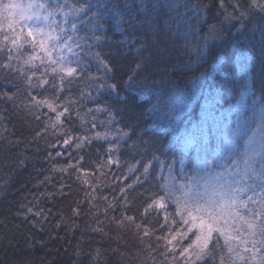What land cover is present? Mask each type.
<instances>
[{
  "label": "trees",
  "instance_id": "1",
  "mask_svg": "<svg viewBox=\"0 0 264 264\" xmlns=\"http://www.w3.org/2000/svg\"><path fill=\"white\" fill-rule=\"evenodd\" d=\"M84 2L67 0L68 4ZM86 2L95 5L97 0ZM234 2L224 0L221 8L219 0H110V8L119 4L139 21L135 25L111 21L114 30L97 32L104 38L96 44V54L112 68L111 72L98 70L104 75L100 80L120 86L119 95L107 87L89 90L79 80L65 92L52 88L40 92L57 111L69 109L63 119L72 140L70 146L61 147L62 155L56 152L59 146H54L61 139V128L53 123L56 113L29 97L30 91L32 96L38 94L39 90H30L28 84L39 83L35 77L40 68L33 69L36 62L21 58L22 38L18 42L15 31L5 34L3 28L8 23L0 18L1 37L12 39L7 49L0 46V264H137V259L134 262L129 256L127 243L151 240L153 244L163 241L158 237H171L169 226L173 230L180 226L179 215L170 216L169 224L161 228L164 212L146 218L140 213L146 197L161 189L168 196L167 213H175L179 187L172 181L183 180L166 170L161 173L156 166L127 199L121 196L120 188L132 184L143 172L141 166L133 175L138 161L147 162L157 146L169 144L168 134L155 123L156 117L163 116L169 123L182 111L181 122L200 119L204 97L191 102L194 83L199 89H214L215 78L222 101L217 107L235 106L238 101H252L257 106L264 103V14L253 9L246 27L236 34L235 21L228 18ZM241 2L247 6L248 0ZM104 19H109L107 13ZM80 20L86 21V16ZM121 28L126 29L130 45L120 43ZM28 39L30 44H38ZM238 56L246 58L242 62L247 72L238 70ZM136 63H143L144 69L135 89L129 90L124 84L126 73ZM93 73L89 71L90 77ZM48 79L56 83L55 78ZM54 95L58 99L52 100ZM63 96H68V103L63 104ZM185 100L189 103L182 108ZM101 106L107 111L95 110ZM242 115L247 118L245 112ZM232 119H236L235 114ZM120 129L135 135L131 140L120 138ZM133 142L136 147H132ZM117 144L119 151L111 156L118 163L109 165L107 149ZM76 168L90 174L89 184L75 175ZM124 175L130 177L126 182ZM61 184L65 185L62 190ZM93 188L98 189L97 204L91 198ZM37 212L41 214L35 215ZM127 216H135V222L127 221ZM172 219L178 223L171 225ZM145 224L148 235H144ZM147 253L144 264L151 262V252ZM207 264L214 261L209 259Z\"/></svg>",
  "mask_w": 264,
  "mask_h": 264
},
{
  "label": "snow or ice",
  "instance_id": "2",
  "mask_svg": "<svg viewBox=\"0 0 264 264\" xmlns=\"http://www.w3.org/2000/svg\"><path fill=\"white\" fill-rule=\"evenodd\" d=\"M110 0H97L95 5L84 3L68 4L67 0H47L45 2L29 3L27 7L14 3L0 2V18L8 20L9 30H14V25L19 24L21 31L27 28L25 39H36V33L41 36L49 37L50 39H58L59 37H51L50 32L44 31L48 29H58L59 33L67 37L65 47L71 52V41L74 39L67 36L69 28V16L79 21L81 16L88 17V22L93 23V32L107 33L113 29L111 21H115L117 25H135L139 23L133 17L115 4L112 8L109 7ZM220 7H224V0H219ZM234 11L228 14V18L235 21L233 27H236V34H239L245 27L246 19L250 18L253 9L264 14V0H248L247 6L241 0H235L232 5ZM93 7L96 11L93 12ZM65 9H68L67 11ZM27 13V14H25ZM104 13L108 14L109 19H104ZM127 16V18H125ZM38 22L35 27L28 22L33 20ZM55 18V19H54ZM237 25H239L237 27ZM0 24V28H2ZM70 30L78 31L77 24L72 23ZM121 41L120 43L131 44L132 41L127 38L126 29H120ZM97 40L104 37H95ZM264 38V32H262ZM8 39L7 36L4 37ZM76 40L80 38L75 37ZM15 43V40H13ZM41 49H44V40L39 41ZM81 45L76 44L79 48ZM46 51V50H45ZM49 61L52 64H59L60 67H53L51 74L53 78L60 77L59 83H50L44 76L48 75L47 71L43 72L40 77H35L39 80L38 84H28L30 90H39L36 96L29 92L30 100L37 105H47L52 112L56 113V121L62 123V117L69 113L68 107H63L62 111H57V107L53 106L51 100L47 97H40V92L47 91L52 88L54 92H62L65 83V76L68 82L72 78L79 75V68L72 67L71 60L61 56L59 60L53 61L51 53H47ZM97 59L105 68L106 71L111 72L110 63L101 59L99 53L96 54ZM246 59L238 56L237 62L240 65L239 71L247 72L246 63L242 61ZM43 63V61H41ZM65 65H68L65 67ZM144 69L143 63H136L134 68H130L127 75V80L124 84L127 89L134 90L135 82L142 76ZM32 77H29L31 80ZM212 84L215 85L213 89L211 86L205 89H199L197 84H193V95L191 102L204 97L201 104L200 119L198 121L185 120L181 122L183 112H178L172 119H170L168 127L164 129L166 133H171L170 142L168 145L157 146L152 152L151 159L147 162L138 161L133 171L140 172V167H143V172L135 176L132 184L125 183L124 187L120 188L121 196L127 199L130 191H133L137 185L141 183V178L145 175H150L153 169L158 166L159 171H167L168 174L175 175L178 180H187L190 175H194L202 170V166L209 169L216 167L214 162L209 161V157L213 161L221 154L227 153L225 160H231L230 163L224 165L223 172L216 173L218 177L223 178L224 183L218 185L210 196L205 195L191 201L190 205L186 203L181 206L176 204L175 213H167L168 203L167 194L163 193V189L157 193L146 197L144 201L143 210L140 213L141 218H146L152 213L159 214L164 212L165 225L169 224V217L180 216L179 227L173 228L169 226V234L171 239L167 237H158V239H166L169 246L175 247V244H180L182 240H191L190 233L195 236V240L187 244L186 247H181L179 257L186 261V264H192V253L195 254V264H207V260L212 259L214 264H264V108L259 110V116L245 118L242 115V104L240 101L235 106L229 105L227 108L217 107L221 105L222 101L219 99V83L213 78ZM99 88H104L101 84ZM119 87L117 84H109L107 88L110 92L119 95ZM58 99L53 96L52 100ZM189 101H182L181 107H186ZM96 111H107V109L98 107ZM91 111V110H89ZM235 114L236 119L232 116ZM110 115V119H111ZM255 124V126H253ZM235 125V126H234ZM55 126V125H54ZM95 127V125H93ZM120 138L126 137L131 140L135 132H124L122 129ZM40 133H37L39 136ZM99 136V134H97ZM107 135V133L105 134ZM246 137V139H244ZM244 139L243 150H238V141ZM87 142V138H85ZM146 144L150 142H144ZM65 145L70 146L68 139L64 140ZM175 145V147H171ZM80 145L77 144V148ZM119 144L114 148L109 147L108 163L109 165H116L117 160L111 156V152L119 151ZM132 147H136L133 142ZM147 151V149H146ZM171 153V155H169ZM59 155V153H58ZM163 157V159L161 158ZM83 157H81V160ZM64 171V169H61ZM130 179L129 176L124 175L123 181ZM119 181L120 178L117 177ZM61 190L65 185L61 184ZM159 187V186H158ZM31 212V209H28ZM78 214V209H74ZM37 212L35 215H40ZM127 221L134 223L135 216H127ZM176 219L171 220V225L177 224ZM226 226H231L236 235L229 238L228 233L224 230ZM140 227V225H137ZM241 228L244 233H241ZM144 235H148V226L144 225ZM259 236L257 240L255 237ZM221 238L225 241L221 245ZM235 243L236 247H232ZM252 247H247L248 244ZM227 249V258L223 254L224 249ZM171 250V249H169ZM220 253L217 260V253Z\"/></svg>",
  "mask_w": 264,
  "mask_h": 264
},
{
  "label": "rangeland",
  "instance_id": "3",
  "mask_svg": "<svg viewBox=\"0 0 264 264\" xmlns=\"http://www.w3.org/2000/svg\"><path fill=\"white\" fill-rule=\"evenodd\" d=\"M0 2L8 3L10 2V0H0ZM11 2L18 3L26 8L29 3H34V2L47 3V0H11ZM65 10L67 11L68 9H65ZM3 21L8 23L7 19L3 18ZM28 23L32 24L35 27V25L38 22L35 20V18H33V20L29 21ZM72 23L77 24L78 31L73 32L70 30V26ZM93 23L94 22H88V17H86V21H82V20L76 21L71 16H69V23L67 25V27L69 28V31L67 33V36H71L74 38L70 42L71 47H72L71 52L68 50L67 47H65V44L68 42L67 37L59 33L58 29H55V28L54 29H48V28L44 29V31L50 32L51 37H59L58 39H50L49 37L41 36L39 33H36L35 40L38 41V44H35V43L30 44L29 39L24 38L27 34L26 32L27 28H24L23 31H21L20 25L18 23L14 25V30H9L8 26L3 29H5V32H6L5 34H9L10 32L13 33V31L17 32L19 34V36L16 38L18 42L22 38V40L19 43V45L22 46V48L19 51V55L21 56V58L25 57V61L29 59L32 62H36L35 67L33 69L37 70L40 68V71L37 75L38 77H40L43 72L47 71V73L49 74L44 76V78L45 79H48L50 77L53 78V75L51 74L52 68L60 67L59 64L54 65L49 61L47 53H51L52 54L51 59L53 61L59 60V58L63 56L66 59L71 60L72 63L70 66L78 67L80 70L79 75L72 78L70 82H68V78L65 76L64 78L65 83L63 85L62 92H65V90L68 89V87H71L72 85H74L76 80H79L80 82H83L84 84H87L89 90L93 89V87L94 89L99 90V89H103V88H99L98 87L99 85L103 84L105 85L104 88H106L108 84L105 79L100 80L102 76H104L103 73L102 74L98 73V70H102L104 67L99 62V60L96 58V49H97L96 44L98 43L99 40H97L95 37H99V36L97 35V32L94 33L92 30ZM1 36L2 34L0 33V37ZM77 36L80 38L79 40L75 39V37ZM4 37L5 36L1 37L2 42L0 41V46L4 48L6 47L7 49L8 46L10 45V42H12V39L8 38L7 40H5ZM42 39L44 40V49H41L40 44H39V41ZM77 43L81 45L79 48H76ZM41 61H43V63H41ZM66 66L68 65H65V67ZM89 71H94L91 77L89 75ZM55 80H56V83H59L60 77L56 76ZM63 99H64L63 104L68 103L69 101L68 96L67 97L63 96ZM248 101H251V100H248ZM241 104H242V112H245L247 117L253 116L254 114L256 117H258L259 110L261 108H264V103L262 104V106H257L255 102H252V101L251 103H247L243 101L241 102ZM58 111H60V109ZM71 113H72L71 115H74V112H71ZM61 120L63 122L58 123L56 121V118H53V123L59 125L61 128L60 129L61 139L54 145V146H59V149H57L56 151L57 154L59 153V155L63 154L61 151V147L65 146L64 140L68 139L69 142H71L72 140V137L70 135L71 131L69 130V128L68 129L66 128L65 126L66 123L63 117L61 118ZM155 123L163 132H165L164 129L167 128L169 124L168 120L163 116L156 117ZM253 126H255V124H253ZM56 130H59V129L57 128ZM167 134L170 139L171 133L168 132ZM243 143L244 142L239 144L240 146L239 148L241 149V151L243 150ZM226 155L227 153H221L215 159V161H213V158L210 156L208 158L209 161L214 162L216 167H214L213 169H209L206 166H202L201 171H199L198 173L194 175L189 176V178L191 177V179L188 178L187 180L181 181L184 184L179 185L178 183H181L180 181H177V180L172 181V183L176 187H179L177 191L178 193L177 200H178L179 205L183 206L186 203L190 205L191 201L198 199L199 197H204L205 195L210 196L213 190L218 185L224 183L223 178L218 177L216 173L223 172L224 165L226 163L231 162L230 159L229 160L224 159ZM74 170L75 171L73 172L75 173V175L79 176L82 181H84L85 183L90 182L89 173L79 168H76ZM91 190H93L94 192V193L92 192L91 198L92 199L94 198L93 202L96 203L99 200V197H98L99 194L96 192L98 189L93 188ZM86 209H89V208H86ZM108 223L109 222L106 221V224ZM224 230L228 233L230 239L232 236L236 235L235 231L231 228V226H226ZM241 233L246 234L244 233L243 228H241ZM189 235L192 237L191 240L184 239L181 241L180 244H175V241H174L173 244L175 245V247L169 246L166 242V239H163L162 242L159 241L157 243L153 241L154 242L153 244L150 243L151 240H149L148 243L145 240H141L138 242L137 245L127 243L126 246L129 248V256L131 257V260L136 262V259H137V264L145 263L146 258L148 257L147 250L151 252L150 264H186V261L179 257V252L181 250V247H186L187 244L192 242V240H195V236H193L191 233ZM167 239H171V237L169 238L167 237ZM255 239L259 240L260 237L257 236L255 237ZM220 243L221 245L225 243L223 238H221ZM232 247H236V244L233 243ZM247 247L251 248L252 245L249 243ZM224 251H225V255L227 256V249L225 248ZM137 255L139 257H137ZM192 264H195V254L194 253H192Z\"/></svg>",
  "mask_w": 264,
  "mask_h": 264
}]
</instances>
